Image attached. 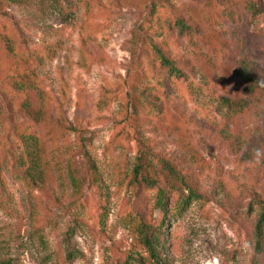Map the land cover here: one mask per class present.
Listing matches in <instances>:
<instances>
[{
    "label": "rangeland",
    "instance_id": "374dc122",
    "mask_svg": "<svg viewBox=\"0 0 264 264\" xmlns=\"http://www.w3.org/2000/svg\"><path fill=\"white\" fill-rule=\"evenodd\" d=\"M152 1L0 0V264H152L146 229L167 264H264V0H156L150 16ZM138 34L186 77L169 76ZM25 69L36 80L18 77ZM141 153L153 184L131 183ZM28 168L32 184L18 175Z\"/></svg>",
    "mask_w": 264,
    "mask_h": 264
},
{
    "label": "trees",
    "instance_id": "16d2710c",
    "mask_svg": "<svg viewBox=\"0 0 264 264\" xmlns=\"http://www.w3.org/2000/svg\"><path fill=\"white\" fill-rule=\"evenodd\" d=\"M152 2H154L152 5L149 6V12H150V16L155 15V8H159L162 9L163 8V2L162 1H156L153 0ZM156 2V3H155ZM254 8L256 7L255 5H252ZM176 24L178 26H180L182 29H184V23L182 21L177 20ZM172 25V23H171ZM140 32V31H138ZM141 33V32H140ZM139 35V39L142 45L146 46V50H149V52L151 53V55L155 58V60L161 65V67H163L166 72L168 73L169 76L174 77V78H185L186 75L178 69L176 63L171 60L164 52L163 50L155 44L154 41H152L150 38H148L145 34H138ZM12 45H7L8 50L13 49V47L15 46V42H11ZM13 46V47H12ZM53 47V46H50ZM55 47V46H54ZM50 52L51 50L49 49H45L43 54H39L40 58L42 57V55L50 57ZM18 55H20L21 57H23L26 61H30L32 60L36 55L38 54H28V52L26 51V49L21 50L20 52H17ZM140 57L138 55V53L136 54V59L133 62V66L130 69V71L128 72L127 78H126V82L130 85L131 90H133V93H129L127 96V104H126V112L128 114V116L130 117V119L133 122V126H132V130L135 129V131H137V125H138V113L139 110L141 109L139 104L136 101V97L139 96L138 94H136L134 92V88L137 84V81L140 79V75L142 72V64L140 63ZM23 74L19 75L18 77H20L21 79H35L36 77L34 76V74L28 70L25 69L23 70ZM134 87V88H133ZM235 104V102L232 101H228V105H232ZM17 131L15 132L16 134V138L18 139V141L21 144L22 150L27 151L29 154V150H28V142L30 140H32V133L28 134V131L23 128V127H17L16 128ZM76 134H80V132L78 130H75ZM85 146V145H84ZM149 155L145 154V153H141L140 155L137 156L136 159V164L134 167V172H133V178L131 183L133 184H138V185H142V184H153V182L150 180V174L149 171L151 168V163L149 164ZM32 158V157H31ZM86 159L88 162V169L89 171L92 173L93 176H97L95 173V166L94 163L92 162V159L90 158V156L87 154L86 152ZM158 161H160L163 169L169 173L170 176L172 177H176L178 180L183 181L182 177L180 174L177 173V171L173 168L172 165H170L168 162L164 161V160H160L158 159ZM18 175L19 178L21 180L27 181V183H34V176H33V172L30 170V168L28 169H24V170H19L18 171ZM167 193L163 190L160 189L159 190V198H158V206L160 208V210L162 211V218L160 220V227L163 226V223H165V219H166V215H167ZM196 196V194L194 192L191 191L190 194V198H192V196ZM189 198V199H190ZM144 234V243H145V247L149 253V257H150V262L152 264H167V262L163 259V257L161 256V252H160V238L158 233L156 232L155 229L152 230H144L143 231ZM256 236H257V249L259 250L262 246V244H264V202L261 204V211H260V216H259V220L256 224Z\"/></svg>",
    "mask_w": 264,
    "mask_h": 264
},
{
    "label": "clouds",
    "instance_id": "9594fccd",
    "mask_svg": "<svg viewBox=\"0 0 264 264\" xmlns=\"http://www.w3.org/2000/svg\"><path fill=\"white\" fill-rule=\"evenodd\" d=\"M260 156H261V153H260L259 151H257V152L255 153V157H256L255 162H256V163H260V162H261L260 159H259Z\"/></svg>",
    "mask_w": 264,
    "mask_h": 264
}]
</instances>
